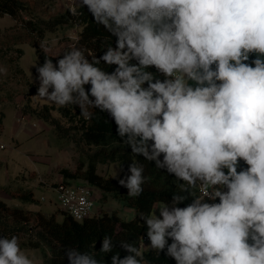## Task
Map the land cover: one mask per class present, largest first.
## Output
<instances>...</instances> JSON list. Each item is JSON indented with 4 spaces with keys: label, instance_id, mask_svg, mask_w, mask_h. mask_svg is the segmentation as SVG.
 Returning <instances> with one entry per match:
<instances>
[{
    "label": "clouds",
    "instance_id": "9594fccd",
    "mask_svg": "<svg viewBox=\"0 0 264 264\" xmlns=\"http://www.w3.org/2000/svg\"><path fill=\"white\" fill-rule=\"evenodd\" d=\"M83 7L115 46L100 56L72 47L55 63L45 56L34 65L35 96L78 106L86 121L93 110L107 113L122 146L182 182L186 194L138 213L151 250L175 264H264V0H72L68 11L80 16ZM127 171L118 184L138 198L144 165ZM63 199L77 220L92 208L86 195L78 205ZM119 243L127 254L114 253L111 264H149L135 244ZM114 247L106 235L99 252ZM65 256L105 264L77 248ZM0 264L36 261L13 235L0 237Z\"/></svg>",
    "mask_w": 264,
    "mask_h": 264
},
{
    "label": "trees",
    "instance_id": "16d2710c",
    "mask_svg": "<svg viewBox=\"0 0 264 264\" xmlns=\"http://www.w3.org/2000/svg\"><path fill=\"white\" fill-rule=\"evenodd\" d=\"M27 9V5L22 0H0V17L9 15L22 23L26 29L34 34H39L40 39L44 37L45 32H53L64 23L72 22L82 27L79 40L80 48L89 49L94 55L100 56L108 45L115 46L116 38L111 36L102 25H97L94 22L87 7L80 9L82 13L80 16H72L68 12L46 22L45 29L39 28L31 20L23 18L22 14L27 13ZM36 51L40 65L43 64L45 56L53 59L55 63L56 59L42 49L36 48ZM19 52L23 54L22 50ZM100 67L106 71H112L114 66L109 67L102 62ZM148 71H152L157 78L164 79L154 68H150ZM54 109L53 106L45 105L41 113H33L38 119L51 123L55 129L62 130L59 121L51 115ZM57 110L71 125L69 130H74L79 134L78 143H82L88 148H95L93 153L87 154L86 162H81L77 170L73 171L67 168L61 170L63 183L73 184L70 181L83 180L85 184L100 192L104 199L110 195L117 200L124 201L129 208L137 212V217L131 221H124L116 213H102L77 222L61 210L63 221L58 222L55 215L46 216L38 211L26 210L20 206H10L0 201V237L17 236L21 248L47 247L50 256L44 264H69L65 256V251L68 248H77L82 253L91 252L96 256V259L104 260L105 264H111V255L114 253L119 252L121 257L127 254L120 248V241L135 244L149 264H175V261L164 253L158 255L151 249L142 250L145 227L144 222L139 219L138 213L148 214L153 211L158 202L170 203L173 193H180V183L182 182L177 181L173 175H169L166 171L157 169L154 162L147 161L142 155L133 154L130 147L122 146L121 138L117 135L116 125L107 113L100 112L98 109L93 110L95 112L93 119L86 121L80 115L78 106L58 107ZM3 116L1 114L0 124ZM131 163L144 165V175L148 177V181L143 185L144 192L138 198L129 197L128 190L118 184V178H123L128 174V165ZM106 164H116L119 167L120 175L116 178L98 172V166ZM240 166L241 168L247 167L243 161ZM196 194L199 195V192ZM191 200L192 197L189 196L188 200L179 206L183 207ZM19 201L24 205H39L31 191H23ZM106 235L110 236L115 244L113 253L99 252L101 241Z\"/></svg>",
    "mask_w": 264,
    "mask_h": 264
},
{
    "label": "rangeland",
    "instance_id": "374dc122",
    "mask_svg": "<svg viewBox=\"0 0 264 264\" xmlns=\"http://www.w3.org/2000/svg\"><path fill=\"white\" fill-rule=\"evenodd\" d=\"M22 1L28 7L27 13L22 14L23 18L33 21L41 29L47 27L46 22L67 14L72 3V0ZM81 31L82 27L69 22L53 32H45L40 39L39 34L26 29L9 15L0 17V67L7 69L6 75L0 74V116L4 115L0 124V201L46 216L55 215L58 222L63 221V212L54 187L63 182L60 172L64 168L77 170L81 162H86L87 154L93 153L95 148L78 143L79 134L69 130L71 125L61 116L58 106L35 96L39 83H33L32 78L36 75L34 65L40 64L36 48L42 49L41 43L49 49L47 54L56 59L72 47L80 48ZM45 105L55 108L51 115L59 121L62 130L55 129L51 123L38 119L33 113H41ZM47 170L49 172L44 174ZM98 172L114 177L120 175L116 164L99 165ZM70 182L85 183L83 180ZM23 191L33 192L39 205L22 204L19 197ZM102 213H116L124 221L137 217V212L124 201L110 195L104 199L96 191L92 216ZM144 227L146 237L147 228ZM21 249L34 257L36 264H44L50 256L47 247Z\"/></svg>",
    "mask_w": 264,
    "mask_h": 264
},
{
    "label": "built area",
    "instance_id": "2783aa9c",
    "mask_svg": "<svg viewBox=\"0 0 264 264\" xmlns=\"http://www.w3.org/2000/svg\"><path fill=\"white\" fill-rule=\"evenodd\" d=\"M1 148H3V146ZM54 190L57 193L58 201H59L61 210L63 212H65L66 214H68L75 221L82 222L85 219L92 216V211H93L95 200H96V191L91 186H89L85 183L84 184H65L63 182H60L54 187ZM69 194L76 197V199L72 201L73 205H78V202H79L78 198L81 195H86L87 199L92 202V208L88 211V215L85 216L83 219H80V220L75 219L69 211L70 206L65 205L63 198L68 196ZM148 242L149 241L147 240V238L145 236H143L142 237V244H146Z\"/></svg>",
    "mask_w": 264,
    "mask_h": 264
},
{
    "label": "crops",
    "instance_id": "0c3cea01",
    "mask_svg": "<svg viewBox=\"0 0 264 264\" xmlns=\"http://www.w3.org/2000/svg\"><path fill=\"white\" fill-rule=\"evenodd\" d=\"M49 170L45 171L44 174L48 173ZM43 184H45L44 181L40 180ZM47 185V184H46ZM150 249L149 247H147V243L146 244H142V250H147Z\"/></svg>",
    "mask_w": 264,
    "mask_h": 264
}]
</instances>
